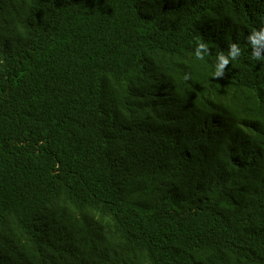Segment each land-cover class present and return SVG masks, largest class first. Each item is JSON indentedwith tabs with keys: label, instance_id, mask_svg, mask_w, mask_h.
I'll return each instance as SVG.
<instances>
[{
	"label": "trees",
	"instance_id": "1",
	"mask_svg": "<svg viewBox=\"0 0 264 264\" xmlns=\"http://www.w3.org/2000/svg\"><path fill=\"white\" fill-rule=\"evenodd\" d=\"M261 27L264 0H0V264H264Z\"/></svg>",
	"mask_w": 264,
	"mask_h": 264
},
{
	"label": "clouds",
	"instance_id": "2",
	"mask_svg": "<svg viewBox=\"0 0 264 264\" xmlns=\"http://www.w3.org/2000/svg\"><path fill=\"white\" fill-rule=\"evenodd\" d=\"M248 44L251 47V56L254 60H264V27L259 30L251 31L246 37ZM210 50L207 44L199 41L195 49V57L202 60L205 54H209ZM241 55V48L236 43L229 44L228 53L225 55L223 52L217 56V63L213 73L214 79H221L225 76V70L229 66L231 60L237 59ZM190 74L186 73L185 80L190 79Z\"/></svg>",
	"mask_w": 264,
	"mask_h": 264
}]
</instances>
